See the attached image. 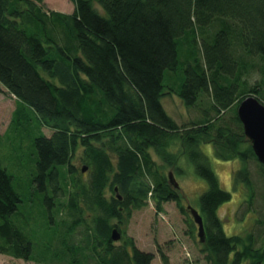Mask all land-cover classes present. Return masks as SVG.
Instances as JSON below:
<instances>
[{
  "label": "trees",
  "instance_id": "obj_1",
  "mask_svg": "<svg viewBox=\"0 0 264 264\" xmlns=\"http://www.w3.org/2000/svg\"><path fill=\"white\" fill-rule=\"evenodd\" d=\"M72 2L67 13L45 0H0V92L17 100L10 127L36 130L32 188L54 234L37 255L35 226L21 220L22 195L0 157V253L45 263L152 264L155 255L137 246L129 222L151 201L158 213L174 201L195 222L167 171L183 174L176 163L183 155L208 184L197 208L208 264H264V216L227 234L217 208L232 195L198 150L210 142L218 156L241 161V216L255 210L257 192L264 201L250 167L257 165L264 186V163L238 114L249 95L264 103V0ZM257 71L262 77L250 85ZM172 94L200 117L181 125L164 106Z\"/></svg>",
  "mask_w": 264,
  "mask_h": 264
},
{
  "label": "rangeland",
  "instance_id": "obj_2",
  "mask_svg": "<svg viewBox=\"0 0 264 264\" xmlns=\"http://www.w3.org/2000/svg\"><path fill=\"white\" fill-rule=\"evenodd\" d=\"M45 2L50 9L61 10L67 13H72L75 7L72 0H45ZM97 6L100 8L99 4H97ZM256 77H258V79L262 77L260 71L250 72L247 80L249 81ZM167 97V103L165 102L164 106L181 125L191 124L196 117H200L201 114L198 113L197 110L190 109L177 95L172 94ZM16 106V97L3 87L2 92H0V132L3 134L0 140V157L4 166H6L13 175L15 187L22 195L21 220H23L24 223L30 222L32 226H35L36 232L33 239L36 243L35 253L41 256L45 253L46 247L52 241L54 234L53 231L48 228V224L46 223L48 217L43 211L39 201H37L32 188L31 176L34 169V162L32 160L34 153L33 136L36 130L30 127H16V125L15 127L14 125L10 127ZM46 132L50 134L49 130H46ZM186 161L184 173L176 174L175 177L180 186V193L183 195V203L185 205L189 203L199 208L200 196L205 189L200 192V194H196L195 190L193 193L189 194L183 190L182 185L188 175L200 178L203 177L196 173L195 166L191 160L186 159ZM238 161L241 167L242 163L240 160ZM79 166L82 165L79 164ZM250 167L251 170L254 171V180L256 181L257 188L260 189V187H264L261 182L262 179L257 173V165L250 164ZM167 171L170 172L173 171V169L169 168ZM237 186H242L244 194H246L245 184L234 183V190L231 193L232 198L234 193L239 190ZM257 193L259 194L254 202V209L256 211L252 210L251 213L247 212L243 217L238 213V210L241 208L244 210L246 208L242 207L245 205H242L244 199L236 206L235 218L239 224H243L242 228L233 229L231 232L228 231L227 225L232 223V214L230 209H226L223 226L227 234L244 233L246 230L251 229L250 227L257 217L264 216V209L260 207V203H264V201L261 198L260 192ZM232 198L223 204L229 203ZM190 220L191 217L182 213L181 208L174 201L166 203L161 213L157 212L155 203L151 201L146 207L134 211L129 222L128 233L130 236L134 237L139 248L153 252L155 258L152 264H208L206 253L201 251L202 243L197 236L198 225L195 222L190 223ZM193 231L195 232L193 233ZM82 232V228L76 231L73 235L74 241L80 240ZM261 235H264V233ZM118 242L120 243V241ZM163 255L164 257H168V263L164 262ZM0 264L68 263L36 262L0 253Z\"/></svg>",
  "mask_w": 264,
  "mask_h": 264
},
{
  "label": "clouds",
  "instance_id": "obj_3",
  "mask_svg": "<svg viewBox=\"0 0 264 264\" xmlns=\"http://www.w3.org/2000/svg\"><path fill=\"white\" fill-rule=\"evenodd\" d=\"M256 79H258V77L249 80L250 85H254ZM167 150L173 154H177L179 151L177 145L175 144H169ZM198 150L203 154V157L206 158L207 161L209 162V166L211 167V170L213 171V174L217 179L218 186L224 189L225 191L232 193L234 190L235 173L240 167L239 161L236 160L234 157L222 158L218 156L216 147L214 146V144L210 142H205L200 144L198 146ZM176 163L181 170H184L187 161L183 155H180ZM182 187L186 193L191 194L195 190L196 194H200V192H202L204 189L208 187V184L203 178L188 175L185 178ZM237 187L239 190L234 193L232 200L227 204L218 206L217 208V215L218 218H220L221 220H223L225 217L226 209L231 210L232 223L227 225L229 232H231L233 229H240L243 227V224H239L237 222L235 218V212H236V206L243 199H245V194L242 186H237Z\"/></svg>",
  "mask_w": 264,
  "mask_h": 264
},
{
  "label": "water",
  "instance_id": "obj_4",
  "mask_svg": "<svg viewBox=\"0 0 264 264\" xmlns=\"http://www.w3.org/2000/svg\"><path fill=\"white\" fill-rule=\"evenodd\" d=\"M238 114L244 126V132L250 140L253 150L256 153L258 160L264 163V103L256 96H247L238 107ZM87 170V169H85ZM170 181L180 187L173 173L169 172ZM115 189L118 190L116 187ZM194 221L198 224V236L201 241L206 240V229L203 217L197 208L188 205ZM112 238L118 240L121 234L115 229L113 230Z\"/></svg>",
  "mask_w": 264,
  "mask_h": 264
}]
</instances>
